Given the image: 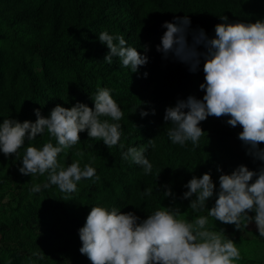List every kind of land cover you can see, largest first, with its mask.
Wrapping results in <instances>:
<instances>
[{
  "label": "clouds",
  "instance_id": "1",
  "mask_svg": "<svg viewBox=\"0 0 264 264\" xmlns=\"http://www.w3.org/2000/svg\"><path fill=\"white\" fill-rule=\"evenodd\" d=\"M219 19L222 22L214 26L211 38L202 28L190 31L191 21L187 15L174 17L172 22L165 21L161 25L166 31L156 51L164 59L171 56L187 65L193 73L202 63L204 80L199 84L204 93L202 99L189 95L165 108L163 120L171 124L167 136L174 145L183 147L190 141L195 148L205 134L199 126L202 121L209 116L228 117L227 125L242 128L237 138L245 154L254 162L260 161L261 166L253 171L241 164L230 174H223L217 166V172L221 173L218 190L210 172L200 177L193 175L183 185L187 191L179 199L188 200V208L193 213L206 211L207 215H197L192 220L186 219L187 213H182L177 206L160 205L143 219L133 211L92 206L78 229L79 252L91 264H239L242 259L239 247L223 228L213 230L209 217L221 224L233 225L240 232L254 222L259 237L264 238V148L259 147L264 143V18L255 22H229L228 17L222 15ZM98 40L108 49L104 62L109 65L118 57L122 67L135 73L148 62L147 55L129 46L123 34L110 35L103 31ZM142 47L147 53L148 46ZM143 75L146 77L147 73ZM91 100L94 107L81 102L70 107L57 104L48 116L34 108L35 122L5 118L0 123V153L5 158H18L21 162L18 171L22 175H46L47 182L33 184L31 193L55 185L61 192L71 194L78 191L77 185L82 180L99 181L93 167L94 158L83 167L80 159L67 166L58 159L61 153L66 156L67 150L80 143L82 132L86 131L90 139L102 141L107 148H124L120 143L122 126L118 123L124 113L112 97L111 89L98 88ZM148 114L140 112L141 117ZM151 114H155L154 109ZM45 130L55 138V145L49 140L41 147L26 146V140H35ZM155 147L153 139H149L147 147H128L122 151L121 158L130 159L141 166L144 175H149L153 164L145 152ZM21 148L24 154L19 158ZM75 155L83 159L85 153L77 149ZM160 188L164 189L163 198L171 197L174 204L176 197L171 187L166 184ZM151 194L152 189L145 188L141 196ZM214 195V204L208 208L207 201ZM32 255L44 258L41 250Z\"/></svg>",
  "mask_w": 264,
  "mask_h": 264
},
{
  "label": "trees",
  "instance_id": "2",
  "mask_svg": "<svg viewBox=\"0 0 264 264\" xmlns=\"http://www.w3.org/2000/svg\"><path fill=\"white\" fill-rule=\"evenodd\" d=\"M184 15L191 21L190 31L202 28L211 38L214 26L222 22L219 19L222 15L229 22H255L264 18V0H0V26L11 32L21 53L0 52V123L5 118L35 122L34 108L48 116L57 104L70 107L81 102L94 107L91 98L101 87L111 89L112 97L124 113L118 122L122 126L123 149L107 148L102 141L88 138L85 131L79 134V144L67 150L66 156L61 153L58 157L67 166L73 160H82L75 155L77 149L85 153L83 159L90 152L114 153L126 162L123 176L133 180L125 184L118 177L111 182L100 178L91 191L74 195L57 209L55 220L59 232L73 234L79 242L72 256L74 264H91L79 252L78 229L92 206L133 211L143 219L159 208L158 201L164 191L161 185L167 184L173 193H179L186 189L183 185L193 175L200 177L210 172L217 186L221 174L217 166L223 174H230L241 164L253 171L261 166L260 161L254 162L245 154L237 138L242 128L227 125L228 117L209 116L202 121L199 126L205 134L198 147L193 148L190 141L182 147L169 140L167 129L171 124L163 120L165 108L174 106L177 99H186L194 79L204 81L202 63L193 73L187 65L171 56L164 59L156 51L166 31L162 23ZM103 31L110 35L123 34L129 46L147 55V64L133 73L130 68L122 67L118 57L113 58L111 65L105 63L108 49L98 40ZM142 45L148 46L147 53ZM203 94L197 98L202 99ZM141 110L149 114L141 117ZM149 139L156 145L145 152L153 170L144 175L141 166L122 159L121 153L128 147H147ZM49 140L56 144L55 138L45 130L42 136L26 140L25 144L41 147ZM145 188L152 189L151 196H141Z\"/></svg>",
  "mask_w": 264,
  "mask_h": 264
},
{
  "label": "rangeland",
  "instance_id": "3",
  "mask_svg": "<svg viewBox=\"0 0 264 264\" xmlns=\"http://www.w3.org/2000/svg\"><path fill=\"white\" fill-rule=\"evenodd\" d=\"M0 52L15 55L19 53L11 32L3 26H0ZM203 82L194 79L189 85L190 95L197 98L203 92L199 89V84ZM259 147L264 148V143ZM23 154L24 148H21L18 157L22 158ZM92 158L93 167L100 178L111 182L118 177L125 184L133 182L132 178L123 176L126 172V162L119 160L114 153L104 155L90 152L86 158L80 160L81 167ZM20 166L21 162L15 156L5 158L0 153V264H74L72 256L79 246L78 239L73 234L59 232L55 213L74 195L91 191L97 181L95 178L82 180L77 185L78 191L71 194L61 192L55 185L47 189L42 188L39 193H31L33 184L43 185L47 182L46 175H22L18 171ZM218 188L219 185L216 190ZM184 191L187 189L174 193V204L171 197L162 196L158 207L177 206L182 213H187L185 218L188 220L197 215H207L206 211L193 213L188 208L189 201L179 199ZM214 201L215 195L207 201V207L211 208ZM209 226L216 231L223 228L225 234L237 244L242 256L239 264H264V238L259 237L254 222L240 232L235 230L233 225H224L209 217ZM39 250L44 254L43 259L32 255Z\"/></svg>",
  "mask_w": 264,
  "mask_h": 264
}]
</instances>
